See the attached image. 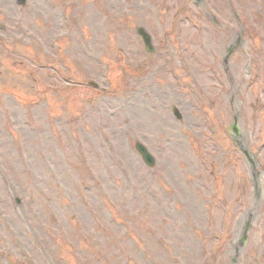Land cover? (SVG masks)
<instances>
[{
  "label": "rangeland",
  "instance_id": "rangeland-1",
  "mask_svg": "<svg viewBox=\"0 0 264 264\" xmlns=\"http://www.w3.org/2000/svg\"><path fill=\"white\" fill-rule=\"evenodd\" d=\"M157 1L26 0L20 6L0 0V209L19 216L8 222L0 212V244L17 246L21 264H264L263 207L251 219L247 243L236 237L253 213L254 197L245 193L237 206L232 181L248 175L223 130L238 112L241 136L264 159V0H237L248 27L241 50L258 65L245 63L237 51L231 80L204 73H220L223 49L243 37L230 13L223 23L204 14L212 7L224 17L226 0H198L206 35L188 51L196 53L197 78L183 72L170 42L158 57L138 49L134 26L155 35L163 30L152 18ZM176 1L191 6L170 0L162 11ZM182 27L186 41L193 30ZM51 54L63 66V79L55 81L41 67L50 65ZM99 54L110 75L106 94L75 84L91 73L102 83L89 58ZM250 66L258 70L243 73ZM207 123L218 132L204 131ZM136 141L154 155V167L135 151ZM213 147L218 151L210 156ZM229 152L226 163L221 158ZM95 244H104L107 258H82L81 250L94 254Z\"/></svg>",
  "mask_w": 264,
  "mask_h": 264
}]
</instances>
